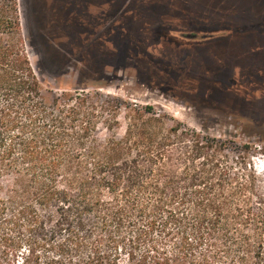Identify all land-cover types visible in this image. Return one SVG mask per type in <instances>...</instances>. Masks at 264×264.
<instances>
[{"label": "trees", "instance_id": "1", "mask_svg": "<svg viewBox=\"0 0 264 264\" xmlns=\"http://www.w3.org/2000/svg\"><path fill=\"white\" fill-rule=\"evenodd\" d=\"M103 99H49L17 0H0V264H264V195L249 163L196 132L174 142L182 124L149 108L101 140L98 124L112 131L116 115Z\"/></svg>", "mask_w": 264, "mask_h": 264}, {"label": "rangeland", "instance_id": "2", "mask_svg": "<svg viewBox=\"0 0 264 264\" xmlns=\"http://www.w3.org/2000/svg\"><path fill=\"white\" fill-rule=\"evenodd\" d=\"M17 4L25 53L46 96L98 91L116 107L112 131L98 124L101 140L122 138L129 112L149 108L166 127L182 124L174 142L196 132L248 162L263 197L264 0ZM173 146L167 154L176 160Z\"/></svg>", "mask_w": 264, "mask_h": 264}]
</instances>
